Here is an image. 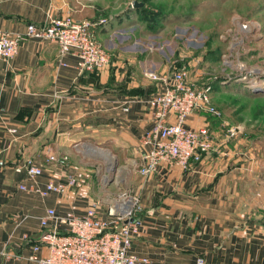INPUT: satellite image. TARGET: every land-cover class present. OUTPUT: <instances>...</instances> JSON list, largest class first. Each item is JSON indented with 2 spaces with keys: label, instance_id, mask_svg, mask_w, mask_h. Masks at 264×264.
Wrapping results in <instances>:
<instances>
[{
  "label": "crops",
  "instance_id": "crops-1",
  "mask_svg": "<svg viewBox=\"0 0 264 264\" xmlns=\"http://www.w3.org/2000/svg\"><path fill=\"white\" fill-rule=\"evenodd\" d=\"M106 5V0H0V29L23 32L28 23L43 25L64 15L91 19ZM93 35L103 47L101 25ZM103 48L110 61L112 46ZM57 50L52 41L23 37L14 56L0 59V253L15 255L0 256V264H36L30 256L44 250L33 252L31 246L48 208L81 216L98 192L112 189L138 195L130 251L145 256L147 264H264V198L259 187L246 185L254 174L248 171L253 164L241 158L242 141L226 140L221 121L196 111L185 126L207 125L214 149L188 170L175 165L139 175L140 137L152 123L146 99L152 93L144 86L137 95L116 91L109 68L78 73L75 57L66 54L59 64ZM96 149L112 158L107 182L99 184L95 169L84 171L96 155L101 158ZM46 152L65 155L67 169L45 162ZM25 160L41 165V174L14 171ZM65 171L77 175V185L62 194H38Z\"/></svg>",
  "mask_w": 264,
  "mask_h": 264
},
{
  "label": "rangeland",
  "instance_id": "rangeland-1",
  "mask_svg": "<svg viewBox=\"0 0 264 264\" xmlns=\"http://www.w3.org/2000/svg\"><path fill=\"white\" fill-rule=\"evenodd\" d=\"M106 2L98 13L105 18L104 46L111 45L114 51L106 69L116 83L126 89L151 87L153 93L160 82L144 75L148 69L169 78L184 68L189 83L210 85L220 123L244 127L236 140L242 141L238 145L242 160L253 164L248 171L254 175L246 185L259 187L264 198V0ZM140 7L148 9L149 16L144 18ZM152 15L158 20L150 30L147 20ZM102 153L101 158L95 156L92 167H86L95 169L98 184L101 179L107 182L112 167L111 156ZM117 191L98 192L93 199L108 200Z\"/></svg>",
  "mask_w": 264,
  "mask_h": 264
},
{
  "label": "built area",
  "instance_id": "built-area-1",
  "mask_svg": "<svg viewBox=\"0 0 264 264\" xmlns=\"http://www.w3.org/2000/svg\"><path fill=\"white\" fill-rule=\"evenodd\" d=\"M104 24L105 18L100 16L74 20L64 15L48 18L43 25L28 23L23 32L0 29V59L6 61L14 56L21 39L29 37L56 43L59 64H64V55L71 54L75 57L78 73L99 71L107 67L109 54L95 39L93 29ZM144 75L160 82V87L146 99L152 123L140 137L144 152L136 171L145 176L156 173L161 167L175 165L188 170L214 149L207 125L196 129L185 126L187 118L196 111H205L221 119L220 111L211 100V86L189 83L184 68L174 70L169 78L151 69ZM220 125L226 140L236 139L244 128L241 124ZM44 161L64 170L68 167L65 155L46 152ZM13 169L23 170L31 177L42 172L41 165L29 160ZM84 171L88 173L89 169L84 168ZM77 183V175L65 171L56 182H47L38 194L43 197L50 192L62 194ZM19 189L25 187L20 184ZM140 209L138 195L123 189L108 200H90L81 216L70 212L59 215L48 208L39 218L38 241L31 246L33 252L42 248L44 254L30 258L35 259L36 264H147L145 256L130 251L131 239L137 231L135 218ZM0 256L15 257L9 252H1Z\"/></svg>",
  "mask_w": 264,
  "mask_h": 264
},
{
  "label": "trees",
  "instance_id": "trees-1",
  "mask_svg": "<svg viewBox=\"0 0 264 264\" xmlns=\"http://www.w3.org/2000/svg\"><path fill=\"white\" fill-rule=\"evenodd\" d=\"M140 12H141L142 16H144V14L149 16V13H150V12L148 11V9L145 10V9L142 8V7H140ZM144 18H145V16H144ZM157 20H158V17H156L155 15H152L151 17H149L148 20H147V27H148L150 30L155 29V24H156ZM113 79L115 80V78L113 77V75H110V77H109V82H110V83H109V84H112V82H114ZM108 87H110V85H108ZM114 89H115L116 91L123 92V93L129 94V95H137V94H140V93L142 92L140 86H138V87H132V88H128V89H126L125 86H124L123 84H121V83H116V80H115V86H114ZM146 89H147L148 92H150V93L153 91V90L151 89V87H150V88H146ZM209 116H211V117H213V118L218 119L219 121H221L220 118L214 117V116L211 115V114H209ZM230 140H231V139H230Z\"/></svg>",
  "mask_w": 264,
  "mask_h": 264
},
{
  "label": "water",
  "instance_id": "water-1",
  "mask_svg": "<svg viewBox=\"0 0 264 264\" xmlns=\"http://www.w3.org/2000/svg\"><path fill=\"white\" fill-rule=\"evenodd\" d=\"M133 4H136V3H135V2H133ZM136 5L140 6V5H141V3H138V4H136Z\"/></svg>",
  "mask_w": 264,
  "mask_h": 264
}]
</instances>
